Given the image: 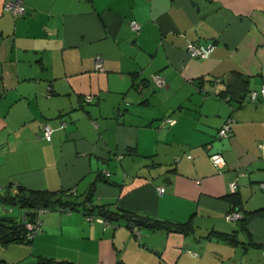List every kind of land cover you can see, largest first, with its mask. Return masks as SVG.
Wrapping results in <instances>:
<instances>
[{
  "label": "crops",
  "instance_id": "crops-1",
  "mask_svg": "<svg viewBox=\"0 0 264 264\" xmlns=\"http://www.w3.org/2000/svg\"><path fill=\"white\" fill-rule=\"evenodd\" d=\"M12 1L0 0V191L72 189L119 216L42 215L30 249L8 243L3 262L264 264V99H249L264 86V0H22L21 16ZM190 42L214 46L190 57ZM126 211L187 228L135 232Z\"/></svg>",
  "mask_w": 264,
  "mask_h": 264
},
{
  "label": "trees",
  "instance_id": "trees-1",
  "mask_svg": "<svg viewBox=\"0 0 264 264\" xmlns=\"http://www.w3.org/2000/svg\"><path fill=\"white\" fill-rule=\"evenodd\" d=\"M92 101V100H91ZM74 195L72 189L68 190H36L28 189L22 185L16 187L14 192L9 189L0 191V200L10 203H18L21 207L26 208L20 220L12 216H0V243L8 244L11 242H29L31 239L27 238L28 228L26 223H35L37 220L36 209L41 207L56 206L62 211L81 210L83 213H92L96 209L94 215L102 216L106 220L118 217L116 211L110 210L106 207H98L91 205L87 200L77 201L71 199ZM232 206L235 207V198L231 197ZM130 223L133 222L139 225H145L152 230L163 231H177L185 232L187 228L186 223L171 222L168 220H159L149 216H140L134 212L122 213ZM39 216V220H41ZM241 218V217H240Z\"/></svg>",
  "mask_w": 264,
  "mask_h": 264
},
{
  "label": "built area",
  "instance_id": "built-area-1",
  "mask_svg": "<svg viewBox=\"0 0 264 264\" xmlns=\"http://www.w3.org/2000/svg\"><path fill=\"white\" fill-rule=\"evenodd\" d=\"M5 7L14 16H21L26 11L25 5L23 4L22 0H15L12 2H8L5 5ZM130 24H131L130 25L131 29L133 31H136L139 28V24L136 21H131ZM213 46L214 45L212 42H208L206 44L198 43V42H190L187 46V54L190 57H206V56H208V54L212 50ZM96 67L99 69L102 68V63L99 60L96 63ZM152 83L154 85H162V84H164V79L159 73H156L152 76ZM140 88H141V86L139 87V89ZM260 98L264 99V86H262L260 90H251L249 92V99L251 101H255V100H258ZM92 99H93L92 95H86L84 98V100L86 102H89ZM233 120H234V118L232 116H229L228 118H226V120L223 122V124L218 129V133H217L218 137L224 138V137H227L231 134V124H232ZM166 121L173 123V119H167ZM60 126L61 127L65 126V122H62L60 124ZM41 129H42L43 138L45 140L49 141L51 139V136H52L53 128L51 127L50 124L43 123ZM258 147L261 150H264V143H258ZM210 158L212 160V163L216 167H223L226 164L225 156L223 155V153L221 151L212 152L210 154ZM260 186L262 188H264V182H262L260 184ZM235 187H236L235 182L232 181L229 183L230 190H234ZM157 191L160 194L163 193L164 187L158 186ZM36 212H37L38 218L35 221V223H30V222L26 223V227L29 230L27 233L28 239H31L40 230L41 220H39L40 219L39 216L47 213L48 208L47 207H41V208L36 209ZM85 217L88 221H98V222L102 223L103 226H108V223H109V220H106L102 216L94 215L93 213L85 214ZM240 217H241V213L239 211H236V210H231L226 214V219L230 220V221L237 220ZM131 223H132V226L134 225L133 230L135 231V228L138 225L133 223V222H131ZM135 232H137V231H135Z\"/></svg>",
  "mask_w": 264,
  "mask_h": 264
},
{
  "label": "rangeland",
  "instance_id": "rangeland-1",
  "mask_svg": "<svg viewBox=\"0 0 264 264\" xmlns=\"http://www.w3.org/2000/svg\"><path fill=\"white\" fill-rule=\"evenodd\" d=\"M0 150H2V146H0ZM25 210H26V208L21 207L18 203H10L7 201L0 200V216L9 215V216L14 217L17 220H20L22 217V214ZM56 210H58L56 208V206L48 207V212L45 214H48V213L56 211ZM45 214H43V216ZM10 244H15V243H10ZM10 244L7 245V244L0 243V264H6L7 262H3L6 260L7 261H14V260H11L12 259L11 258L12 253H11L10 249L8 248V246ZM10 246H12V245H10ZM16 246H18V245H16ZM19 246H21V247L27 246V248L30 249L29 244L27 242H25L24 244L19 245ZM18 251L19 250L17 249V252ZM26 253H28V251ZM29 259H32V257L28 256L25 260H23L21 262H16L15 264H29V263H31V262H28V261H30ZM1 260H2V262H1Z\"/></svg>",
  "mask_w": 264,
  "mask_h": 264
}]
</instances>
